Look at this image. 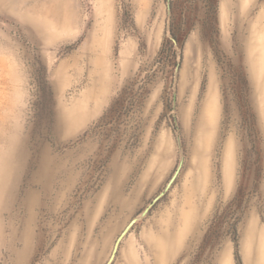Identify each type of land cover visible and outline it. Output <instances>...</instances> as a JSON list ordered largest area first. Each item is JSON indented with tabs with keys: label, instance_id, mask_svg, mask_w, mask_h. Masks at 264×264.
<instances>
[{
	"label": "rangeland",
	"instance_id": "obj_1",
	"mask_svg": "<svg viewBox=\"0 0 264 264\" xmlns=\"http://www.w3.org/2000/svg\"><path fill=\"white\" fill-rule=\"evenodd\" d=\"M179 159L143 263L264 264V0H0V264H105Z\"/></svg>",
	"mask_w": 264,
	"mask_h": 264
},
{
	"label": "crops",
	"instance_id": "obj_2",
	"mask_svg": "<svg viewBox=\"0 0 264 264\" xmlns=\"http://www.w3.org/2000/svg\"><path fill=\"white\" fill-rule=\"evenodd\" d=\"M144 223L142 234L146 236V240L141 242V244L132 243L126 245L121 257L123 260L117 264H144L145 251L155 253L156 257L159 258L160 253H164V234L175 235L177 233L178 220L176 218L172 219L169 222L170 224L164 227V204L158 203L149 212ZM173 250H176V248Z\"/></svg>",
	"mask_w": 264,
	"mask_h": 264
},
{
	"label": "water",
	"instance_id": "obj_3",
	"mask_svg": "<svg viewBox=\"0 0 264 264\" xmlns=\"http://www.w3.org/2000/svg\"><path fill=\"white\" fill-rule=\"evenodd\" d=\"M167 8H168V12H169V3L167 2ZM176 141H177V145H178V148L181 150V140H180V137L177 135L176 136ZM181 165H182V159H179L178 163H177V166H176V169L174 170L172 176L170 177V179L167 181V183L164 185L163 189L155 195V197L151 200L150 203H148L141 211L140 213L131 218L127 224L124 226V228L121 230V232L119 233V235L116 237L115 241H114V244H113V247H112V250H111V253L107 259V261L105 262V264H111L112 261L114 260L115 256H116V253L119 249V246H120V243H121V240L130 232V230L132 229V227L135 225V223L142 219L143 217H145L147 215V213L149 212L150 208L153 206V204L160 198L162 197L165 192L169 189V187L171 186V184L173 183L174 179L176 178L177 174L179 173L180 171V168H181Z\"/></svg>",
	"mask_w": 264,
	"mask_h": 264
}]
</instances>
